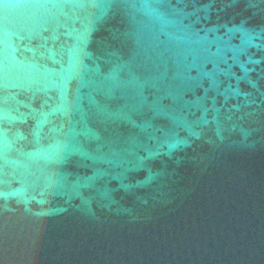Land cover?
Instances as JSON below:
<instances>
[{
  "label": "water",
  "instance_id": "1",
  "mask_svg": "<svg viewBox=\"0 0 264 264\" xmlns=\"http://www.w3.org/2000/svg\"><path fill=\"white\" fill-rule=\"evenodd\" d=\"M0 264H264V0H0Z\"/></svg>",
  "mask_w": 264,
  "mask_h": 264
}]
</instances>
